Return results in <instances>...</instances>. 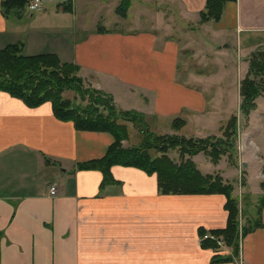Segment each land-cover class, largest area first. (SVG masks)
I'll return each instance as SVG.
<instances>
[{"label":"crops","instance_id":"1","mask_svg":"<svg viewBox=\"0 0 264 264\" xmlns=\"http://www.w3.org/2000/svg\"><path fill=\"white\" fill-rule=\"evenodd\" d=\"M121 1L73 0L71 10H66L63 0H44V10L46 4L58 3L57 13L62 8L76 15L80 2V15H92V28L83 24L77 36L51 18H40L36 26L37 17L29 8L7 16L0 0V50L22 43L26 55L55 53L63 62L78 65L86 84L111 95L117 108L141 113L157 134H183L192 128L198 137L217 136L232 116L239 123L238 114L222 107L225 99L219 97V88L210 91L213 83L218 87L221 74L194 70L190 52L183 60L192 37L183 44L171 35L176 27L168 16L150 10L145 14L151 0H134L125 17L128 20L135 9L137 19L150 22L148 27L102 25L105 10L112 4L117 12ZM207 2L161 0L178 7L184 20H198L213 36L226 41L232 36V43L224 42L225 48L218 51L225 57L235 46L245 50L248 75L251 55L264 49V0L229 1L220 20L202 21ZM194 81L203 86L191 84ZM238 99L242 100L240 89ZM258 110L257 103L248 122L255 113L261 115ZM131 125L125 146H132ZM137 138L135 134L134 141ZM114 142L108 131L79 130L74 122L58 119L52 102L31 107L0 91V264H264V207L259 204L264 189L257 187L264 183V145L255 144L254 150L243 140L240 160L255 183L256 201L246 208L252 227L241 234L236 254L230 246L204 239L227 226L225 194H163L157 173L124 165L112 166L115 182L103 186L102 171L79 168L106 156ZM234 164L229 166L237 170V161ZM227 168L217 169L227 177ZM52 186L58 188L54 196Z\"/></svg>","mask_w":264,"mask_h":264},{"label":"trees","instance_id":"2","mask_svg":"<svg viewBox=\"0 0 264 264\" xmlns=\"http://www.w3.org/2000/svg\"><path fill=\"white\" fill-rule=\"evenodd\" d=\"M32 0H2L5 15L18 11L22 14L28 10ZM73 0H63L62 6L71 10ZM134 0H122L117 13L128 15ZM234 0H208L202 21L220 20L227 2ZM19 13V14H21ZM22 43H13L0 50V91L10 93L23 100L31 107L45 102H52L55 116L64 121H72L79 130L108 131L115 137L106 156L101 159L81 163V169H98L103 172L102 185L115 182L111 168L114 165L133 166L149 174L157 173L159 188L163 194L177 193H223L227 196L226 209L228 223L224 229L214 230L213 234L222 237L226 244L237 254L239 250V202L234 196V188L225 184L220 176H206L201 173L196 163L186 155L197 154L199 147L189 146L184 138L172 134L160 135L147 128L141 129L145 136L138 145L126 147L124 141L129 139L128 123L145 122L144 116L136 111L118 110L111 95L95 88H84L83 78L79 75L80 67L74 63L63 62L55 53L26 55ZM68 89H74L80 96L88 97L89 103H73L64 96ZM264 92V49L255 51L250 58V69L241 83V113L249 117L257 107L256 100ZM131 115L138 116L137 119ZM119 117L123 122H119ZM177 123L183 122L176 120ZM175 121V122H176ZM146 123V122H145ZM238 117L232 116L222 128L225 139L213 145L212 157L218 162L222 155L228 154L234 147L238 133ZM146 133V134H145ZM148 136L149 139L147 138ZM206 139L204 142L207 143ZM153 141V142H151ZM202 142L199 140L197 143ZM194 141V144H197ZM209 144V142H208ZM207 144V145H208ZM179 147V148H177ZM179 149L182 161L177 162L169 151ZM264 186V183H263ZM264 207V195L260 198V208ZM260 220V219H259ZM258 221L256 226L260 225ZM251 227H243V235ZM213 241V240H212ZM213 243V244H212ZM207 242L212 244L214 242Z\"/></svg>","mask_w":264,"mask_h":264},{"label":"rangeland","instance_id":"3","mask_svg":"<svg viewBox=\"0 0 264 264\" xmlns=\"http://www.w3.org/2000/svg\"><path fill=\"white\" fill-rule=\"evenodd\" d=\"M146 1L147 0H137L136 4H142ZM149 2L150 3H148V5L151 8L149 9L148 7L147 9L148 12L145 11V14L150 15L149 13V10H150V11H153V13L160 11L162 15L165 14V16H168L170 21L172 22V25L174 26V29L176 27V31L174 30V32H172L173 34L171 33V35H173V37H177L176 38L177 41H181L184 44L189 35L192 37V43L188 44V46H185L186 51L183 52L184 53L182 56L183 60L186 58V53L190 52L192 56L190 58L191 63H192L191 67L194 70L202 71L205 74L214 72L216 76L221 74L222 78L218 79L217 81L218 87L216 88L215 84L213 83L210 87L211 88L210 91L213 92L219 88L218 93L221 91L220 92L221 95H219V97L223 96L222 99H225L224 104L223 102L221 103L223 104L222 107L225 106L226 108L229 109V111L231 110L232 113L239 115V118H240L239 123H238L239 129L237 133V140L234 144V147L232 148V150H230L228 154L226 153L225 155H222L218 162H215L211 154H213L212 153L213 147H214L213 145L215 144V142H219L220 138H223V139L226 138L223 133L224 131L223 132L221 131L219 135L217 136L215 135V136L198 137L196 135V129L188 128V129H185L183 134L176 132L177 130H175L171 134L181 139L184 138L185 143L189 146L190 145L193 146L192 148H195L194 146H197V148L199 147L200 150L197 152V154L192 155L191 157L190 155H186L185 158H190L191 160H193L196 163L198 169H199L198 165L202 166L200 168H205V169L209 167L210 170L207 169V171L206 170L203 171L199 169L203 175H206V176L208 175L212 177L220 176L223 179V182L225 184H230L233 186L234 188L233 194L238 199V202H239L238 222H239V238H240L241 234H243L242 232L243 227H246V228L252 227L251 220L247 221L248 219L247 217H249V215L251 214V211L246 213V208H248L247 206H249V203L253 204L256 201V198L253 197L254 189L252 186V185H255V183L251 184L252 181L249 178L250 175L246 176L245 171H243L242 169L243 166H242V159L240 160V152H242L241 150H244L245 145H244L243 140L244 141L248 140V143L251 144L250 148L254 150L256 149L255 144L259 146L264 145V92L261 94L262 96L260 95L261 97H259V99L256 101V103H258L259 105L258 112L261 115L258 116L255 113L253 117L250 118V121L248 122L249 117H245L241 113L242 100L239 102V99H238L239 89H240V95H241L242 80H244L247 77L248 64L246 62V58L249 56H246L245 50L241 51L237 48V46H235L232 49H230L228 56L223 57L221 56L222 54L218 51L220 49L219 47L220 46L223 47V45H226V43L224 44V42L232 43L231 41L232 36H229L228 37L229 39L227 41L224 39V36H218V35L213 36L212 35L213 33L211 31L207 32L204 26L201 27L199 25L198 20L193 19V18H191L190 20H184L182 16L179 14L178 7L176 6L174 7L172 5L161 3V0H158V2L156 0H151ZM56 6L58 7L59 4L58 3L46 4L47 10L42 9V10L34 11L33 13L37 17L35 21L37 24L36 23L34 24H36V26L40 25V21H41L40 18H46L47 20L51 18L52 19L51 21H55L57 23L62 22V24L68 28L66 30L75 31L77 36H80L83 33L81 30L83 27H85V25L83 24L87 23L89 25L88 28H86L88 30H90L89 28H92L93 26L92 18L93 17L92 15H90V13L80 15L81 14L80 11L82 10L80 7V2L78 4V13H76V15L78 14L77 16L71 12L65 13L63 9L61 8V6L59 7L61 8L59 11L60 13H57L55 9ZM134 10L131 11L130 18L128 20H125V17L119 15L115 11V6L110 4L109 7L104 12V15L101 21L102 25H105L111 29H127L126 28L127 25L132 24V23L134 25V28H137V29L148 27V25H150V22L148 23L147 21L143 19L141 20L137 19L134 13L135 12ZM50 14H53V15H50ZM128 14H129V11H128ZM157 17H158V14H157ZM153 21L155 23H158L156 19L155 20L153 19ZM203 24L205 23H202V25ZM26 27L29 28V25L27 24ZM26 27H25V30H28V28ZM186 27H189L191 31H187L188 33H186L182 29ZM33 29L34 28H32V30ZM192 29L194 31H192ZM124 31L128 32L127 30H124ZM158 31L161 33H165V31L162 29H159ZM238 50H239V53H238ZM206 57H207V61L205 62ZM211 57H214V58H211ZM180 79L183 81H186L185 78H183L182 76H180ZM83 82H84L83 84L84 88H88V87L93 88L91 85L86 84L84 80ZM191 84L195 86H199V85L203 86L201 85V83L197 81L191 82ZM64 96L67 98H70L73 101V103H79L82 105L89 103L88 97L80 96L79 92L74 89L66 90L64 92ZM118 110H121V109L118 108ZM131 117L135 119L138 118V116H135V115L134 116L131 115ZM118 121L123 122L124 120L123 118L119 117ZM132 124H133L131 125L132 139H130L129 142H130V145L133 146V144H137V143L140 144L143 138H145V136L142 134L141 129L142 128L145 129V132L148 133L149 130H147V128L149 127L147 123L145 122L142 123L140 122V120H138L137 123L135 124L132 123ZM169 130H170L169 132H171V128ZM135 134L138 137L137 141H134L133 139ZM149 137L150 136H148L147 138L149 139ZM214 137H218L219 139L214 138ZM208 138L209 140L207 141V143L204 142ZM135 140H136V136H135ZM199 140H202V142H199L198 144L197 142ZM194 141L197 144H194ZM126 147H129V146H126ZM177 148L170 150L169 155L173 159H175V161L181 162L182 158H181L179 149ZM195 157L197 158L196 160L194 159ZM236 161L238 163L237 170L235 167H231L233 165L235 166L234 163ZM229 164L231 166H229ZM221 166L228 167L226 171L227 177L226 175L218 171L217 168ZM246 178L248 180V185H247ZM249 182L251 185H249ZM257 187L259 189L261 187L264 189L263 184ZM227 246L228 245L224 241L223 247L226 248Z\"/></svg>","mask_w":264,"mask_h":264},{"label":"built area","instance_id":"4","mask_svg":"<svg viewBox=\"0 0 264 264\" xmlns=\"http://www.w3.org/2000/svg\"><path fill=\"white\" fill-rule=\"evenodd\" d=\"M44 8V0H32L29 4V9L32 11L39 10ZM58 188L56 186H52L51 188V194L54 196L57 194ZM204 239H210L215 241L219 246L224 245V239L221 237H218L214 234H208L205 235Z\"/></svg>","mask_w":264,"mask_h":264}]
</instances>
